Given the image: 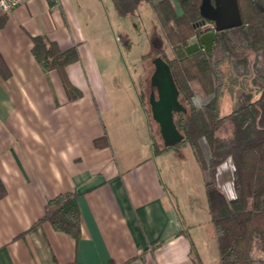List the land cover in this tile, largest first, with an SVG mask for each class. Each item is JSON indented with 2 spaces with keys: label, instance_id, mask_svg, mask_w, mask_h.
<instances>
[{
  "label": "crops",
  "instance_id": "0c3cea01",
  "mask_svg": "<svg viewBox=\"0 0 264 264\" xmlns=\"http://www.w3.org/2000/svg\"><path fill=\"white\" fill-rule=\"evenodd\" d=\"M113 14L111 0H31L0 11L8 72H0V264H205L200 224L170 200L154 152L140 69L111 48ZM35 36L76 48L65 73L79 98L68 99L56 71L41 70ZM102 138L108 145L95 147ZM73 191L77 241L37 223L48 200Z\"/></svg>",
  "mask_w": 264,
  "mask_h": 264
},
{
  "label": "trees",
  "instance_id": "16d2710c",
  "mask_svg": "<svg viewBox=\"0 0 264 264\" xmlns=\"http://www.w3.org/2000/svg\"><path fill=\"white\" fill-rule=\"evenodd\" d=\"M111 2L122 18L149 4L162 31L158 45L154 43V50L142 58L160 57L165 61L178 90V101L185 112L174 113L173 122L203 176L218 264H264V258L252 256L254 243L264 239V68L257 59L261 54L264 60V0H237L242 25L216 34L209 53L198 49L191 54L185 48L194 42L195 27L201 20L199 0ZM31 54L43 72H57L69 100L80 97L65 73V67L78 60L75 47L62 51L46 37L35 36ZM0 72L8 75L1 57ZM194 85L202 98H209L200 106L194 103ZM224 94L232 106L221 115ZM139 98L151 117L143 93ZM223 131L227 134L221 135ZM201 140L207 145L208 159L201 150ZM94 145L101 148L108 142L102 138ZM152 145L155 154L171 149L158 148L153 139ZM226 161L232 169L231 197L219 189L217 181L219 168ZM5 194L0 181V198ZM77 195L67 192L48 200L37 223L47 222L53 230L77 241L81 223Z\"/></svg>",
  "mask_w": 264,
  "mask_h": 264
},
{
  "label": "rangeland",
  "instance_id": "374dc122",
  "mask_svg": "<svg viewBox=\"0 0 264 264\" xmlns=\"http://www.w3.org/2000/svg\"><path fill=\"white\" fill-rule=\"evenodd\" d=\"M113 15L112 24L114 29L110 38L111 41L109 40L111 48L119 50L118 54H120L121 62L129 64L135 69H140L138 92L139 94L143 93L144 99L148 101L149 94L152 91L149 79L153 72L151 63L153 57L146 59L142 57L154 50V43L158 45L159 38H163L162 31L149 4H142L132 16L118 18L116 14ZM167 53L170 55L169 49H167ZM257 59L263 66L262 68H264L263 56L258 54ZM193 87L197 94L194 103L196 106H200L209 98H202L197 86L194 85ZM231 106L232 102L229 96L224 94L220 114L228 113ZM147 108L149 110V106ZM151 125L152 139L158 148H163L157 125L152 120ZM220 134L226 135L227 132L223 131ZM200 147L204 158L208 159L207 145L203 140L200 141ZM158 159L160 168L164 172L163 174L168 177L166 186L172 198L170 200L177 203L179 212L185 221L198 222L200 224L198 230L202 239H200L199 244H204L205 247V251L202 252L204 263L218 264L215 238L214 236L212 239L206 238L209 232L213 233V228L210 223L205 190L202 184V173L190 146L187 143H181L175 148L163 151ZM231 171V164L226 161L219 168L217 177L219 189L228 197L232 196ZM262 241V243H254L252 250L254 258H264V239Z\"/></svg>",
  "mask_w": 264,
  "mask_h": 264
},
{
  "label": "water",
  "instance_id": "95a60500",
  "mask_svg": "<svg viewBox=\"0 0 264 264\" xmlns=\"http://www.w3.org/2000/svg\"><path fill=\"white\" fill-rule=\"evenodd\" d=\"M199 14L201 25L209 22L213 27L197 33L195 41L185 48L187 54L200 48L209 53L216 34L242 25L237 0H199ZM151 63L153 72L149 82L152 91L148 99L151 119L158 126L163 147L172 148L183 141L173 122V114L185 112V109L178 101V90L167 63L160 57L153 58Z\"/></svg>",
  "mask_w": 264,
  "mask_h": 264
},
{
  "label": "built area",
  "instance_id": "2783aa9c",
  "mask_svg": "<svg viewBox=\"0 0 264 264\" xmlns=\"http://www.w3.org/2000/svg\"><path fill=\"white\" fill-rule=\"evenodd\" d=\"M31 0H0V11L3 13H7L9 11H11L12 9L28 2ZM50 2L55 1V0H48ZM201 22V21H200ZM199 23H197L196 27H195V34L199 33V32H204L206 30H212V24L209 22H205L204 25H201Z\"/></svg>",
  "mask_w": 264,
  "mask_h": 264
},
{
  "label": "flooded vegetation",
  "instance_id": "af4514ba",
  "mask_svg": "<svg viewBox=\"0 0 264 264\" xmlns=\"http://www.w3.org/2000/svg\"><path fill=\"white\" fill-rule=\"evenodd\" d=\"M200 21H201V20H200ZM200 21H199V22H200ZM204 32H206V31H204ZM196 35H197V34H196ZM200 49H202V48H200Z\"/></svg>",
  "mask_w": 264,
  "mask_h": 264
}]
</instances>
